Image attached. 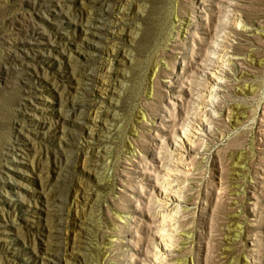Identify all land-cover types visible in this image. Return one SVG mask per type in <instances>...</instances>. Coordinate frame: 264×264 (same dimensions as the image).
Segmentation results:
<instances>
[{"label":"rangeland","instance_id":"obj_1","mask_svg":"<svg viewBox=\"0 0 264 264\" xmlns=\"http://www.w3.org/2000/svg\"><path fill=\"white\" fill-rule=\"evenodd\" d=\"M0 264H264V0H0Z\"/></svg>","mask_w":264,"mask_h":264},{"label":"bare ground","instance_id":"obj_2","mask_svg":"<svg viewBox=\"0 0 264 264\" xmlns=\"http://www.w3.org/2000/svg\"><path fill=\"white\" fill-rule=\"evenodd\" d=\"M42 5V4H41ZM93 7H96L95 5H93ZM98 7V6H97ZM94 9V8H93ZM95 10V9H94ZM93 10V11H94ZM98 10H99V8H98ZM103 10V9H102ZM100 11L101 10H99L97 13H100ZM85 12H86V10H85ZM92 12V11H91ZM95 12V11H94ZM102 12V11H101ZM87 13V12H86ZM119 15V14H118ZM84 17V16H83ZM96 17H97V14L96 13H91L88 17H87V21H85L86 22V25L85 26H83L84 27V29H83V33H84V36L85 35H95L94 34V32H96L95 30L97 29V26H98V24L96 25V23H97V19H101V18H97L96 19ZM81 18V17H80ZM120 18V17H119ZM104 21V20H103ZM84 24V23H83ZM104 25V24H103ZM100 27H104V26H100ZM105 28H106V25H105ZM78 40V39H77ZM76 40V41H77ZM79 41V40H78ZM84 41V42H83ZM82 42L80 41V44H82V46H84L85 44H87L88 42H87V39H86V41L85 40H83ZM88 41H89V39H88ZM74 42V41H73ZM91 42V41H90ZM71 43H72V41H71ZM77 44H78V42H77ZM84 44V45H83ZM39 45H40V43H38V42H36V43H34L32 46V48H34V49H36V51L39 49H41L40 47H39ZM60 45V44H59ZM77 46V45H76ZM108 46V45H107ZM78 47V46H77ZM77 47H76V49H77ZM22 50V49H21ZM74 50V49H73ZM80 50V49H79ZM78 50V51H79ZM35 51V52H36ZM105 51V50H104ZM107 51V50H106ZM34 52V51H33ZM38 52V51H37ZM37 52H36V55H37ZM78 55H80L81 57L83 56V54H80V51L79 52H76ZM82 53V52H81ZM85 53V52H84ZM72 54V53H71ZM105 54V53H104ZM34 55V54H33ZM86 56V55H85ZM109 56V55H108ZM73 57V56H72ZM71 57V58H72ZM69 58H70V54H69ZM74 58V57H73ZM76 58V57H75ZM79 58V57H78ZM77 59V58H76ZM80 59V58H79ZM108 59V58H107ZM72 61H74V60H72ZM75 63H77V62H75ZM75 63H74V65H75ZM76 68H78V67H76ZM109 70V69H108ZM107 71V70H106ZM95 73V72H94ZM84 74H86V73H84ZM82 76H84L83 74H82ZM79 78V77H78ZM101 79V78H100ZM78 80V79H77ZM100 88V87H99ZM207 105V104H206ZM81 117V116H80ZM12 155V154H11Z\"/></svg>","mask_w":264,"mask_h":264}]
</instances>
